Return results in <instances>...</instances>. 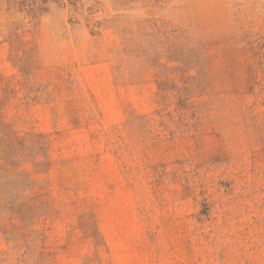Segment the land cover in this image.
<instances>
[{
    "label": "rangeland",
    "instance_id": "obj_1",
    "mask_svg": "<svg viewBox=\"0 0 264 264\" xmlns=\"http://www.w3.org/2000/svg\"><path fill=\"white\" fill-rule=\"evenodd\" d=\"M0 264H264V0H0Z\"/></svg>",
    "mask_w": 264,
    "mask_h": 264
}]
</instances>
